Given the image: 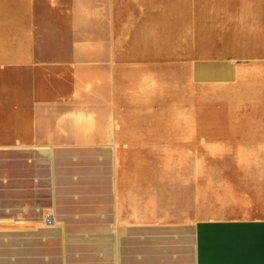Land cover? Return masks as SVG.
<instances>
[{"label":"crops","instance_id":"obj_1","mask_svg":"<svg viewBox=\"0 0 264 264\" xmlns=\"http://www.w3.org/2000/svg\"><path fill=\"white\" fill-rule=\"evenodd\" d=\"M166 72L175 102H186L189 124L175 117L177 141L204 145L209 167L239 168V191L236 205L223 195L222 206H176L175 252L156 261L264 264V0H0V151L105 158L165 144L166 127L156 124ZM199 87L230 92L221 127L192 126ZM54 227L46 237L61 238ZM105 229L95 236L101 261L123 264Z\"/></svg>","mask_w":264,"mask_h":264},{"label":"rangeland","instance_id":"obj_2","mask_svg":"<svg viewBox=\"0 0 264 264\" xmlns=\"http://www.w3.org/2000/svg\"><path fill=\"white\" fill-rule=\"evenodd\" d=\"M165 83L164 93L160 90L165 106L156 124L166 127L165 144L147 151H107L105 158L92 150L0 151V255L8 257L0 264H104L95 239L101 227L127 255L120 257L123 264H162L157 255L173 254L181 232L173 225L176 206H222L223 195L225 205L237 204L239 168L209 167L204 145L191 144L184 135L177 141L175 117L178 127L189 124L186 102H175L171 72ZM229 93L222 87L194 90L192 126L221 127L222 98ZM52 226L61 238L46 237ZM25 239L34 243L28 246ZM178 246L189 253L186 243ZM13 254L23 255L16 262Z\"/></svg>","mask_w":264,"mask_h":264},{"label":"bare ground","instance_id":"obj_3","mask_svg":"<svg viewBox=\"0 0 264 264\" xmlns=\"http://www.w3.org/2000/svg\"><path fill=\"white\" fill-rule=\"evenodd\" d=\"M214 36L217 35V34H213ZM199 37L202 39V43L204 44L205 43V37L203 35H199Z\"/></svg>","mask_w":264,"mask_h":264}]
</instances>
